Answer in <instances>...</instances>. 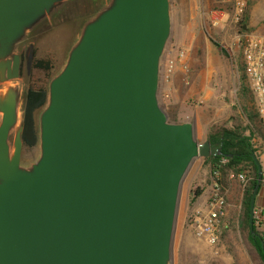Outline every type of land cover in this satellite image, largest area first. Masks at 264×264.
<instances>
[{
  "label": "water",
  "instance_id": "95a60500",
  "mask_svg": "<svg viewBox=\"0 0 264 264\" xmlns=\"http://www.w3.org/2000/svg\"><path fill=\"white\" fill-rule=\"evenodd\" d=\"M75 1L0 0V264H173L183 181L212 150L159 104L170 0L95 4L48 82L38 156L21 163L34 57L21 49Z\"/></svg>",
  "mask_w": 264,
  "mask_h": 264
},
{
  "label": "rangeland",
  "instance_id": "374dc122",
  "mask_svg": "<svg viewBox=\"0 0 264 264\" xmlns=\"http://www.w3.org/2000/svg\"><path fill=\"white\" fill-rule=\"evenodd\" d=\"M99 2L95 0L88 14ZM210 3L191 11L188 0H170L171 32L160 62L159 104L169 122L194 121L198 143L207 141L210 127L229 123L237 105L238 80L234 57L238 50L234 44L237 34L234 25L227 22L228 17L216 28L210 26L206 14L215 6V0ZM89 8L81 1L76 2L65 15L44 24L28 39L21 53L23 55L26 45L32 43L34 57L28 78L22 69V82L27 81L30 88H47L49 80L63 67L67 51L76 39L80 22L87 16ZM178 49L185 53L187 72L177 66L169 82H165L166 60L170 57V51ZM220 49L226 54H222ZM37 59L48 60L51 70L44 72L34 69L33 64ZM258 137L261 142H258ZM254 142L263 173L264 140L257 136ZM37 156V146L31 149L23 147L21 163L29 164ZM204 159L194 160L182 184L173 241V264H252L246 241L239 230L231 232L230 241L221 240L215 247L207 246L193 235L188 222L191 191L198 188L205 192L210 180V170ZM228 183L226 225L227 219L235 217L236 221L239 220L244 196V189L237 181L228 180ZM263 193L264 185L258 191L260 195Z\"/></svg>",
  "mask_w": 264,
  "mask_h": 264
},
{
  "label": "trees",
  "instance_id": "16d2710c",
  "mask_svg": "<svg viewBox=\"0 0 264 264\" xmlns=\"http://www.w3.org/2000/svg\"><path fill=\"white\" fill-rule=\"evenodd\" d=\"M78 1L83 2L88 8L90 7L86 13L88 16L89 10L95 0H76L75 2ZM218 8H220V6L215 5L212 10ZM244 27L245 22L242 19L239 24L234 26L236 34L244 33ZM215 46L220 48L217 44ZM220 51L222 54H226L224 50L220 49ZM234 55L238 80L237 105L234 109L235 115L230 119L229 123L214 125L209 128L207 132V141L210 144L212 155L204 160L209 167L210 173L215 170L220 172L221 183L225 188L229 186V174L243 169L249 171L251 179L244 189L241 216L238 221L235 220V217L229 220L227 219L226 228L222 230L220 240L217 244L225 239H227V242L228 239L230 241L231 232L235 233L239 230L246 241L247 253L252 264H264V250L260 235L254 223L252 231L250 230L249 224L251 197L254 192L258 194L262 186V182L258 181L257 168L252 159L253 156H256V158L259 157L254 139L260 136L264 140V131L260 127L254 97L250 89L241 50L238 48ZM33 68L44 72L51 70L49 61L45 59L35 60ZM46 101L47 88H30L22 135L23 147L25 148L31 149L37 145V114L46 105ZM175 119L176 118H173L172 120L176 121ZM202 193V190L198 188L191 191L192 205L188 215L189 224L193 206Z\"/></svg>",
  "mask_w": 264,
  "mask_h": 264
},
{
  "label": "built area",
  "instance_id": "2783aa9c",
  "mask_svg": "<svg viewBox=\"0 0 264 264\" xmlns=\"http://www.w3.org/2000/svg\"><path fill=\"white\" fill-rule=\"evenodd\" d=\"M215 5H219L220 8L210 10L206 14L212 28H216L227 17V22L234 26L239 24L242 19L244 20L247 0H215ZM244 31V33L235 36L234 44L241 50L260 127L264 131V36ZM177 66L187 72L185 53L181 49L170 51V57L167 58L165 64V82H169ZM257 140L261 142L259 137ZM262 150L264 152V145ZM250 179L248 171L231 173L228 177V180L237 181L242 189H245ZM261 182L264 185V172ZM228 193V189L221 183L220 172L215 170L210 173L206 191L193 206L190 218L193 235L207 246L215 247L220 240L222 230L226 228ZM253 223L260 235L264 250V214L261 208L254 207Z\"/></svg>",
  "mask_w": 264,
  "mask_h": 264
},
{
  "label": "crops",
  "instance_id": "0c3cea01",
  "mask_svg": "<svg viewBox=\"0 0 264 264\" xmlns=\"http://www.w3.org/2000/svg\"><path fill=\"white\" fill-rule=\"evenodd\" d=\"M210 1L212 0H188L191 11L193 8L197 10L206 4L210 5ZM244 22L246 32L264 36V0H247ZM255 207L261 208L264 214V193L257 194Z\"/></svg>",
  "mask_w": 264,
  "mask_h": 264
}]
</instances>
